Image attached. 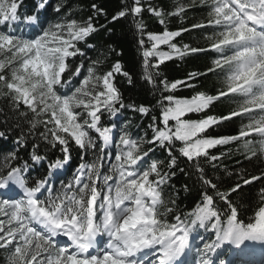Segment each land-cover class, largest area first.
Here are the masks:
<instances>
[{"label": "snow or ice", "instance_id": "6c2138e0", "mask_svg": "<svg viewBox=\"0 0 264 264\" xmlns=\"http://www.w3.org/2000/svg\"><path fill=\"white\" fill-rule=\"evenodd\" d=\"M190 11L202 15L171 27ZM81 13L70 0H0V140L13 145L0 150V264H250L264 249V170L225 167L226 181L214 173L234 153L213 150L235 145L264 164V0H121L110 19L95 2ZM121 20L135 73L110 44L87 54ZM201 56L166 74V62ZM133 75L153 106L125 103L118 78ZM124 109L149 118L143 134L121 126ZM179 158L199 185L191 207L172 184Z\"/></svg>", "mask_w": 264, "mask_h": 264}, {"label": "trees", "instance_id": "16d2710c", "mask_svg": "<svg viewBox=\"0 0 264 264\" xmlns=\"http://www.w3.org/2000/svg\"><path fill=\"white\" fill-rule=\"evenodd\" d=\"M97 3L98 5L102 6L105 11L108 13V18H111V15L114 14L121 6V0H70V3L73 6L74 10H82V15L87 16L90 14V4ZM152 2L158 6L164 7L169 9L173 6L174 0H152ZM32 3V0H25V7H29ZM202 15L199 11H190L187 15L186 19L181 18H173L171 27L173 29L180 27L182 24L191 21L193 18H199ZM155 18L146 16L145 22L149 26L150 29L155 27L154 23ZM101 22H104V18L101 17ZM110 28H112V32H105L101 30V32L95 36L94 42L97 44L96 50H89L88 56L90 58H97L101 56L103 53L104 55H108L107 45H112L116 49V51L122 53L119 57L121 62L124 64L126 69L132 70L133 73L137 70V53L135 51V45L132 43V34L129 32V24L128 22L121 20L118 23L110 24ZM198 35L196 32L186 33L183 37L184 42H194L197 41ZM165 47V46H162ZM165 50L166 47H165ZM101 58H103L101 56ZM117 57L109 56V61H114ZM107 62V61H106ZM166 74L170 77L180 78L184 75L185 70H193L196 69L205 63V60L201 56L200 59H196L192 57L189 59V62L185 64L181 63H173V62H166ZM133 79L136 81L134 85H129L127 80L123 77L118 78V87H120L121 91L123 92L125 103L131 104L135 103L136 105L144 104L146 106H153L155 104V98L153 95L147 90V87L143 85V82L140 81L138 76L133 75ZM190 90H182L181 92L177 93V95H188ZM2 103V101H0ZM227 107V103L225 105H220L216 111L224 110ZM123 119L121 123L124 127H130L133 132L141 131L143 134V130L146 129L147 124L149 123L148 117H143L139 113L132 111L131 109H124L122 110ZM155 114V111L152 113ZM193 118H195V114H191ZM233 129L231 128H222L217 129V132L221 134H227L231 132ZM13 147L11 139L9 140H0V150H7ZM228 148H231L233 151V155L231 157H227L222 159L219 163L221 165V169L219 172H215L214 175L220 176L223 175L225 180H228L226 173L224 172V168L226 167L229 171L238 172L242 168H247L249 171H256L257 168L264 170V164L261 163L259 160L253 161H246L243 160V157L237 151L235 145L221 147L216 151H227ZM165 154L162 152H158L157 156L163 158ZM241 160V164H237V160ZM73 164L76 163L75 154L74 159L72 161ZM177 169H176V176L172 180V184L175 185L176 190L179 192L178 196V203H181V206H193V198L196 194V188L199 187L198 184H195L197 177L192 174L186 176L184 173H181L178 169L185 168L186 171L191 172V165L188 164L183 158H179L177 161ZM207 167V166H206ZM43 171L42 168L37 167V172ZM234 178V177H233ZM188 184L189 188L191 189L190 192H185L183 190V185ZM253 192L255 191V186H252ZM245 196L249 195V187L246 186L244 189ZM3 254L0 253V260H2Z\"/></svg>", "mask_w": 264, "mask_h": 264}, {"label": "rangeland", "instance_id": "374dc122", "mask_svg": "<svg viewBox=\"0 0 264 264\" xmlns=\"http://www.w3.org/2000/svg\"><path fill=\"white\" fill-rule=\"evenodd\" d=\"M122 119H123V114L120 116V120H122ZM121 126L124 127L122 125V123H121ZM37 167H39V166H37ZM251 255H255V256H258V257L256 258V257L252 256L253 258H250ZM225 258H228V257H225ZM255 258L259 261V264H261V261H264V249H261L260 245H258V244L255 246V250H254V252L252 254L243 257V259L249 261L250 264H254Z\"/></svg>", "mask_w": 264, "mask_h": 264}]
</instances>
